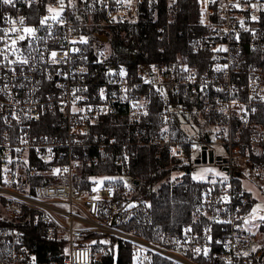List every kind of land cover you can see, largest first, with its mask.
<instances>
[{
    "label": "built area",
    "instance_id": "built-area-1",
    "mask_svg": "<svg viewBox=\"0 0 264 264\" xmlns=\"http://www.w3.org/2000/svg\"><path fill=\"white\" fill-rule=\"evenodd\" d=\"M145 1L157 0H0V212L15 218L27 209L41 236L64 242L61 262H41L21 229L0 228V264H95L106 254L90 244L96 234L132 245L133 264H154V255L171 264L263 260L242 170L264 171L253 158H264V124L255 120L264 116V0H195L202 31L188 41L190 56L134 72L112 66V28ZM165 1L168 9L176 0ZM157 32L164 54L168 29ZM185 116L212 119L204 140ZM106 120L116 135L97 132ZM216 145L225 162L201 180L200 230L161 232L150 200L99 170L126 167L140 147L194 162L204 146L216 155ZM88 168L98 174L84 175Z\"/></svg>",
    "mask_w": 264,
    "mask_h": 264
},
{
    "label": "trees",
    "instance_id": "trees-1",
    "mask_svg": "<svg viewBox=\"0 0 264 264\" xmlns=\"http://www.w3.org/2000/svg\"><path fill=\"white\" fill-rule=\"evenodd\" d=\"M2 10L0 7V19ZM168 24V25H167ZM167 28L170 43L167 51L161 54L158 51L157 29ZM202 29L197 24V8L195 0H176L167 9L165 0L155 2H143L140 5V12L135 19L113 27L110 36L112 55L110 63L112 66L123 65L130 72H134L137 66L153 61L170 60L177 53L189 55L188 41L199 34ZM198 57V56H197ZM198 59H200L198 57ZM155 120V114L152 113ZM192 118L193 125H190L199 135L201 140L205 139V133H209V123L212 119L204 116L197 120L192 116H185L184 123H190ZM255 120L264 124V116L260 113L255 116ZM114 120H106L103 126L97 128V132L106 135H116L117 128ZM38 131H45L46 128L40 127ZM175 132L178 136L182 133L180 121H177ZM245 137V134L243 135ZM255 158L257 161L264 162V158ZM195 163L181 159L170 158L164 149L154 146L140 147L137 150V157L126 167H114L111 164L101 166L99 170L106 171L108 176H118L130 183L136 197H143L150 200L154 211V224L159 230L166 234H179L184 228L189 226L195 230H200L201 226L207 223L205 217L196 213V205L199 200L202 183L201 179H194L191 176V168ZM182 172V179L179 182L171 179L173 171ZM97 170L88 168L84 175L91 176ZM1 178V177H0ZM240 183L239 179L235 180ZM249 198L244 211L247 212L254 208L258 201L246 193ZM27 209H23V215L15 218L5 217L0 212V228L21 229L28 241L36 245L37 258L41 262L57 260L61 262V254L64 249V242L56 239H47L37 232L35 227L28 219ZM264 232V227L261 228ZM95 237L90 244L95 248H103L106 254L95 264H133L136 257L135 248L127 243H122L112 237L93 235ZM104 240L103 242H101ZM101 242V243H100ZM261 251L262 249H260ZM264 258V251H261ZM154 264H171L167 259L153 256ZM216 260V263L217 264ZM262 259L254 264H261Z\"/></svg>",
    "mask_w": 264,
    "mask_h": 264
},
{
    "label": "rangeland",
    "instance_id": "rangeland-1",
    "mask_svg": "<svg viewBox=\"0 0 264 264\" xmlns=\"http://www.w3.org/2000/svg\"><path fill=\"white\" fill-rule=\"evenodd\" d=\"M216 155L225 156V149L223 146L216 145L213 147ZM211 172H217L218 167L217 165L213 164H194L191 168V176L194 179H206V174ZM242 173L247 178V181L244 183L245 189L254 197L258 203L254 206L251 211V219L253 220L252 223H257L258 231H256V239L258 245L264 251V232L261 231V228L264 227V171L261 172L260 175L256 174V171L250 167H246L242 170ZM182 172L179 170L173 171L171 174V179L173 181L179 182L182 179ZM102 240L101 242H103ZM261 250V251H262ZM264 264V258L262 263Z\"/></svg>",
    "mask_w": 264,
    "mask_h": 264
},
{
    "label": "water",
    "instance_id": "water-1",
    "mask_svg": "<svg viewBox=\"0 0 264 264\" xmlns=\"http://www.w3.org/2000/svg\"><path fill=\"white\" fill-rule=\"evenodd\" d=\"M100 40L102 42H106V37H101ZM225 162V159L221 156L215 155L213 150H208L206 146H204V150L201 156L194 161L195 164H222ZM226 170V168H224Z\"/></svg>",
    "mask_w": 264,
    "mask_h": 264
},
{
    "label": "snow or ice",
    "instance_id": "snow-or-ice-1",
    "mask_svg": "<svg viewBox=\"0 0 264 264\" xmlns=\"http://www.w3.org/2000/svg\"><path fill=\"white\" fill-rule=\"evenodd\" d=\"M2 2H3L4 4H7V5H12V4H13V0H2ZM48 11L51 13V12H54L55 10L52 9V8H49ZM58 17H59V12H56L55 16L52 17V18H53V19H57ZM45 19H47V18H45ZM21 22H22V21H21ZM41 23H42V24L45 23V20H42ZM25 31L28 32V33H32L33 29H31V28H26ZM82 42H83V41H82ZM53 55H55V54H53Z\"/></svg>",
    "mask_w": 264,
    "mask_h": 264
}]
</instances>
